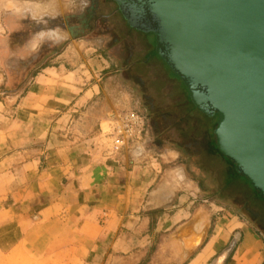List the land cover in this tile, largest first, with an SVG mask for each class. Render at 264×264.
I'll return each instance as SVG.
<instances>
[{"label":"crops","instance_id":"1","mask_svg":"<svg viewBox=\"0 0 264 264\" xmlns=\"http://www.w3.org/2000/svg\"><path fill=\"white\" fill-rule=\"evenodd\" d=\"M123 21L162 62L154 36ZM79 55L68 49L19 94L0 88V264H215L235 241L225 264H264L249 221L160 165L176 153L98 144L113 107Z\"/></svg>","mask_w":264,"mask_h":264},{"label":"rangeland","instance_id":"2","mask_svg":"<svg viewBox=\"0 0 264 264\" xmlns=\"http://www.w3.org/2000/svg\"><path fill=\"white\" fill-rule=\"evenodd\" d=\"M78 3L76 0L72 13L61 9L56 19H49L47 28L60 27L69 34L68 39L59 44L46 41L52 50L40 65L29 70L27 78L17 77L21 68L19 63H10V42L3 41L0 47H5V50L0 53V69L5 82L0 72L1 90L21 93L28 80L44 65L52 64L58 56L73 48L78 58L81 54L87 61L92 60L90 67L85 68L86 76H92L91 83L97 82L101 91L98 98L105 99L106 96L112 103L109 120L102 123V129L98 124L95 131L98 144L115 149L113 128L120 123L119 118L132 111L145 116L143 141L139 144L130 141L122 148L153 153L161 161L170 160L165 157L166 153H176L173 154L177 159L175 163L164 165L159 162L160 165L168 170L180 168L184 177L200 186L208 205H220L238 212L264 240V201L255 196L246 184L230 181L235 166L223 161L214 148L213 130L219 119L205 120L189 104V95L181 84L171 79L166 64L156 57L145 58L151 43L144 35L127 29L113 0H91L83 12L79 10ZM23 22L11 34L23 31Z\"/></svg>","mask_w":264,"mask_h":264},{"label":"water","instance_id":"3","mask_svg":"<svg viewBox=\"0 0 264 264\" xmlns=\"http://www.w3.org/2000/svg\"><path fill=\"white\" fill-rule=\"evenodd\" d=\"M203 115L216 149L264 198V0H113ZM235 242L216 260L225 264Z\"/></svg>","mask_w":264,"mask_h":264},{"label":"clouds","instance_id":"4","mask_svg":"<svg viewBox=\"0 0 264 264\" xmlns=\"http://www.w3.org/2000/svg\"><path fill=\"white\" fill-rule=\"evenodd\" d=\"M90 2L91 0H79V10H86ZM75 4L76 0H0V45H3L5 33L9 37L21 27L22 21L30 19L37 25L46 26L49 19H56L61 14V9L72 13ZM68 35L60 27H45L32 34L23 49L27 48L29 52L35 53L46 41L59 44L68 39Z\"/></svg>","mask_w":264,"mask_h":264},{"label":"flooded vegetation","instance_id":"5","mask_svg":"<svg viewBox=\"0 0 264 264\" xmlns=\"http://www.w3.org/2000/svg\"><path fill=\"white\" fill-rule=\"evenodd\" d=\"M23 31H18L14 34H10V36L5 37V40L3 41H9L10 47L8 45L9 49V61L10 63H19V67L21 68V71L19 69V73L17 77L21 79H25L28 76L29 70H31L34 66L40 65L45 57L50 53L52 50L49 46V44L44 43L41 45L40 49L35 52L31 53L28 51L27 48L23 49V46L27 43L28 40H30L31 35L34 32L40 31L44 29L47 26L44 25H37L34 22H32L30 19L24 20L23 22ZM34 31V32H33ZM33 32V33H32ZM12 43V45H11ZM14 45V46H13ZM5 47H0V53H4ZM25 51V52H24ZM25 54V55H24ZM25 77V78H24ZM20 79V80H21ZM205 120H214L215 118H219L218 116H215L213 118L207 119L205 116H203ZM214 131V130H213Z\"/></svg>","mask_w":264,"mask_h":264},{"label":"built area","instance_id":"6","mask_svg":"<svg viewBox=\"0 0 264 264\" xmlns=\"http://www.w3.org/2000/svg\"><path fill=\"white\" fill-rule=\"evenodd\" d=\"M119 119L120 123L113 128L115 149H122L123 145L130 141L135 144L141 143L145 132L146 117L132 111L122 115Z\"/></svg>","mask_w":264,"mask_h":264},{"label":"trees","instance_id":"7","mask_svg":"<svg viewBox=\"0 0 264 264\" xmlns=\"http://www.w3.org/2000/svg\"><path fill=\"white\" fill-rule=\"evenodd\" d=\"M152 36H154L153 34H151ZM155 38V37H154ZM154 55L155 56H157L156 55V51H154ZM186 90V89H185ZM188 94V93H187ZM189 95V94H188ZM189 104L192 106V108L193 109H195L196 111H197V109L192 105V103H191V101H190V98H189ZM200 113V112H199ZM200 115H202V116H205V115H203V114H201L200 113ZM218 116V115H217ZM219 117V116H218ZM205 118H207V119H210L209 117H207V116H205ZM219 120H220V117L218 118ZM219 120H218V122H219ZM218 124V123H217ZM216 144V143H215ZM214 148H215V150H216V152L218 153V155H219V157L223 160V161H225L228 165H234L231 161H229L228 159H226L224 156H222V154L216 149V145H214ZM230 181L231 182H244V184H247L250 188H251V186H250V184H249V181L246 179V178H244V177H242V176H240V175H238L236 172H235V169H234V172L231 174V176H230ZM229 181V182H230ZM252 189V188H251ZM253 190V189H252ZM254 191V190H253ZM254 193L256 194V196L259 198V199H261L262 201H264V198H262V197H260L259 196V194L257 193V192H255L254 191Z\"/></svg>","mask_w":264,"mask_h":264}]
</instances>
